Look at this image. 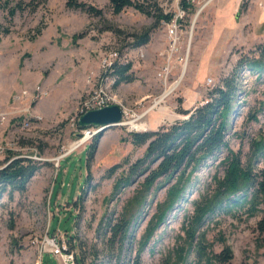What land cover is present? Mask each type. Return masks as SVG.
<instances>
[{
    "label": "rangeland",
    "instance_id": "rangeland-1",
    "mask_svg": "<svg viewBox=\"0 0 264 264\" xmlns=\"http://www.w3.org/2000/svg\"><path fill=\"white\" fill-rule=\"evenodd\" d=\"M4 1L7 8L17 7L13 14ZM79 1L94 13L68 8L65 0H0V167L14 158H29L35 166L22 191L0 192V264H68L67 257L69 264H159L183 244L181 225L211 174L221 173L225 150L196 169L140 247L165 185L153 186L138 206L127 200L141 177L113 187L144 149L129 142L128 132L184 119L178 109L201 103L239 56L264 45V0H131L144 12L129 6L118 13L108 0ZM159 14L172 15L175 42ZM143 33L147 41L133 45ZM110 49L131 63V82L101 90L125 111V124L81 129L79 108L100 92V63ZM237 83L225 140L242 164L256 169L264 164V151L251 152L254 139L264 135V72L244 70ZM84 130L94 132L83 136ZM88 145L93 148L86 155ZM115 164L120 166L107 176ZM124 214V236H112V224ZM260 215L246 216L245 206L216 208L193 240L203 231L208 255L227 245L231 264H264V230L256 228ZM182 264L216 263L197 259L190 248Z\"/></svg>",
    "mask_w": 264,
    "mask_h": 264
},
{
    "label": "trees",
    "instance_id": "trees-1",
    "mask_svg": "<svg viewBox=\"0 0 264 264\" xmlns=\"http://www.w3.org/2000/svg\"><path fill=\"white\" fill-rule=\"evenodd\" d=\"M108 3L114 13L129 6L144 12L131 0H108ZM4 4V8H7L5 1ZM65 6L80 9L88 14L94 13L92 6H86L79 0H65ZM15 8L17 7H8V14H13ZM171 18V14L158 15V19L166 23ZM147 37V33H143L133 45L145 43ZM251 53L250 56H239L230 72L208 89L201 103L192 109H178L179 113L185 115L184 119L157 130L128 132L129 142L133 146H144V149L141 155L119 174L113 187L126 186L131 178L141 177L133 194L127 200V205L138 206L143 202L145 193L153 186L165 185L164 197L155 204V212L141 235L140 247L148 242L157 225L181 198L196 169L225 150V154L220 159L223 165L221 173L211 174L206 187L192 201V213L185 218L184 225H181L185 234L183 244L172 253H168L159 264H182L190 248H193L195 257L203 259L204 262L212 259L216 264H231L232 255L229 246L223 245L219 252L208 255L205 251L208 244L205 242L204 232L198 233L199 235L193 240L202 219L216 208L231 210L245 206V214L248 217L260 212L256 228L259 232L264 230V164L256 169L248 164H242L238 153L229 149L225 140L227 123L235 105L239 73L245 70L255 72L258 76L264 72V45H257ZM129 70L130 63L113 66L111 71L114 77L113 87L133 80ZM250 116L255 118V114ZM92 148L93 145H88L86 155ZM251 150L253 155L264 151V135L254 139ZM6 161L7 164L0 167V192L6 188L22 191L25 181L35 170L34 164L29 163V158H14ZM119 166L115 164L108 168L107 176ZM128 223L129 218L126 214L118 218L112 224V236L115 234L124 236Z\"/></svg>",
    "mask_w": 264,
    "mask_h": 264
},
{
    "label": "built area",
    "instance_id": "built-area-1",
    "mask_svg": "<svg viewBox=\"0 0 264 264\" xmlns=\"http://www.w3.org/2000/svg\"><path fill=\"white\" fill-rule=\"evenodd\" d=\"M171 21V20H170ZM169 21V22H170ZM166 23V31L169 37H171L173 40V42H175L176 40V27L174 25V23ZM126 63H130V60L127 59L124 55H120L119 51L117 49H110L106 55L102 58L101 60V68H102V72H101V77H100V89L98 93H96L94 96H92L90 101H83V104L81 105V107L79 108V112L83 113L89 109H96V108H100L103 107L105 105L108 104H113V99L109 100L105 97L104 94H102L103 92L101 91L103 88H106L108 86H113L114 83V77L111 74V71L113 70V66L117 65V64H126ZM131 65V63H130ZM166 68L161 69L159 75H161L162 77L164 76L165 73H167ZM207 83L210 82V79H206ZM125 116V111L121 108V118L120 121L117 123L116 126H122L123 124H125V122L123 121ZM0 119H3V114H0ZM99 128V127H98ZM100 129V128H99ZM143 130V128H142ZM94 131H89V130H84L83 131V136L86 134L92 135ZM48 246L50 247V249H52V251L56 254H58L59 256H62V250H60L53 242L48 243ZM71 256V254L69 255ZM72 259L70 257L66 258V262L72 263L71 261ZM68 263V264H69Z\"/></svg>",
    "mask_w": 264,
    "mask_h": 264
},
{
    "label": "water",
    "instance_id": "water-1",
    "mask_svg": "<svg viewBox=\"0 0 264 264\" xmlns=\"http://www.w3.org/2000/svg\"><path fill=\"white\" fill-rule=\"evenodd\" d=\"M121 118V110L116 104H108L100 108L89 109L79 115L76 124L79 128L116 126Z\"/></svg>",
    "mask_w": 264,
    "mask_h": 264
},
{
    "label": "bare ground",
    "instance_id": "bare-ground-1",
    "mask_svg": "<svg viewBox=\"0 0 264 264\" xmlns=\"http://www.w3.org/2000/svg\"><path fill=\"white\" fill-rule=\"evenodd\" d=\"M167 94H168V92L165 93V95H167ZM165 95H164V96H165ZM132 128H135V127H132ZM135 129H137V128H135ZM138 129H139V128H138ZM84 138H85V137H84ZM86 138H87V137H86ZM83 140H84V139H83Z\"/></svg>",
    "mask_w": 264,
    "mask_h": 264
}]
</instances>
